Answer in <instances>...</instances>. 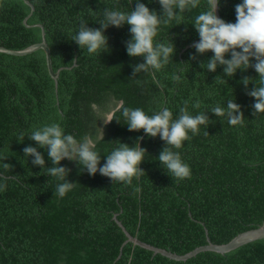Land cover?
I'll return each mask as SVG.
<instances>
[{"label":"trees","instance_id":"1","mask_svg":"<svg viewBox=\"0 0 264 264\" xmlns=\"http://www.w3.org/2000/svg\"><path fill=\"white\" fill-rule=\"evenodd\" d=\"M28 1L32 11L24 0H0V45L22 49L39 42L36 24H41L52 69L63 68L55 87L42 49L25 55L0 52V264H264V238L225 253L202 251L174 260L130 241L123 244L126 236L114 219L138 239L178 254L205 244L206 236L224 243L264 221V112L253 115L255 100L246 94L258 83V74L251 67L232 77L224 75L223 66L209 72L201 64L211 51L196 54L192 45L182 51L199 39L193 24L207 10L206 0L159 26L154 44L172 43L175 52L159 71L136 77L132 67L143 57L126 52L127 24L104 31L108 48L98 54L89 55L71 41L81 20L99 28L105 9L129 13L136 0ZM140 2L161 14L158 0ZM241 2L220 0V18L235 23V5ZM244 77L250 78L247 89ZM229 99L240 106L244 118L239 124L210 112L217 105L226 107ZM185 101L191 115L205 112L209 122L198 134L189 132L181 148H172L191 172L190 178L177 180L157 159L164 141L143 130L128 131L122 107L140 108L148 116L167 107L176 119ZM197 101L200 107L194 108ZM52 123L78 142L91 136L101 156L98 167L120 143L132 147L144 137L139 143L146 149L140 164L145 174L130 184L112 182L63 159L59 166L70 170L66 179L75 185L59 197L56 186L64 181L47 174L53 166L47 150L27 137ZM29 145L43 155L42 169L24 157ZM3 163L12 167L5 169Z\"/></svg>","mask_w":264,"mask_h":264},{"label":"clouds","instance_id":"2","mask_svg":"<svg viewBox=\"0 0 264 264\" xmlns=\"http://www.w3.org/2000/svg\"><path fill=\"white\" fill-rule=\"evenodd\" d=\"M158 3L161 5L159 15L155 11H150L140 0H136L135 8L129 13L105 9L104 20L99 23V28H90L81 20L79 31L72 36L71 41H74L80 49H86L89 55L98 54L101 49L108 48V38L104 35V31L109 26L120 28L127 24L131 38L125 42L126 52L130 57H143L142 63L132 67V77H136L142 71L149 72L150 69L159 71L175 52L172 43L154 44L159 26L167 25L172 20L178 19L181 13L197 8L200 0H158ZM206 5L207 10L199 13L193 24L199 36V41L192 45L196 54L202 55L208 51L213 53L206 63L201 64V67L205 68L206 64L207 71L215 72L218 66H223V73L227 77H232L238 69L243 71L249 67L254 68L258 74V83L246 94L255 100L252 105L253 115L264 112V0H242L235 5V23L225 22L216 15L220 0H206ZM226 55L230 58L226 59ZM74 60L75 58L71 62ZM172 79L179 81L180 76L173 74ZM220 82L225 81L220 80ZM242 83L247 89L250 78L244 77ZM187 103L184 102V107L180 108V115L176 119H173V114L167 107L152 116L146 115L140 108L122 107V115L126 120L128 131L143 130L146 136L153 138L159 136L164 141L166 146L157 159L167 170L166 172L177 180L190 178L191 172L189 165L181 160L179 152L172 151V148H181L183 142L190 138L189 132L196 135L199 133V127L208 125L209 122L205 112L191 115ZM193 107L199 108L200 102L197 101ZM210 112L216 117H226L230 125L239 124L244 118L240 106L232 99L227 100L226 107L217 105ZM24 137L25 135L21 133L22 141ZM27 137L35 141L39 148L47 150L48 158L53 165L47 167V174L64 181L56 186L55 194L61 198L75 185L66 179L70 170L59 166L63 159L75 161L89 175L99 172L112 182L130 184L133 177L138 179L145 174L140 164L144 160L146 149L140 147L139 143L144 137H138L132 147L120 143L106 156L104 164L99 167L101 156L94 150L96 142L91 136L86 135L81 142H78L72 135H65L59 123H52L34 129ZM101 138L103 139V136ZM23 153L24 157L33 158L31 163L34 166H39L41 169L45 167V160L37 147L31 145L24 147ZM3 167L8 169L12 166L3 163Z\"/></svg>","mask_w":264,"mask_h":264},{"label":"water","instance_id":"3","mask_svg":"<svg viewBox=\"0 0 264 264\" xmlns=\"http://www.w3.org/2000/svg\"><path fill=\"white\" fill-rule=\"evenodd\" d=\"M24 2L26 4H28L31 8V11L33 10V6L32 4L28 1V0H24ZM30 15V13L23 19V22L26 23L27 17ZM216 15L220 18L219 16V12L217 10ZM27 25V24H26ZM37 26H39L41 28V40L39 42H35L32 43L22 49H11L5 46L0 45V52H4L7 54H11V55H25L28 53H31L37 49H42L44 51L45 54V61H46V66H47V70L48 73L50 75V77L54 80L55 83V87L57 86V77L59 74V71L63 68V67H59L57 70H53L52 69V64H51V57H50V48L49 45L46 42L45 39V33H44V29L42 27L41 24H36ZM199 39L194 40L193 42H191L190 44H187L182 51L193 45V43L198 42ZM114 219L116 220L117 224L121 227L122 231L124 232L126 239L123 242L126 243L128 241L143 247L145 249L151 250L153 253H160L168 258L174 259V260H186L194 255H196L199 252L202 251H214V252H218V253H225L228 252L232 249H235L245 243L251 242L253 240L256 239H260V238H264V221L253 228L241 231L239 233H237L235 236H233L230 240H228L227 242L224 243H214L212 241H210V239L208 238V236H206L207 242L205 244L202 245H198L196 247H194L193 249L183 253V254H178L175 252H172L170 250H167L165 248L162 247H158L152 244H149L145 241H142L140 239H138L137 237L131 235L122 225V223L116 218V215L114 216ZM205 233L207 235V230L205 229Z\"/></svg>","mask_w":264,"mask_h":264}]
</instances>
